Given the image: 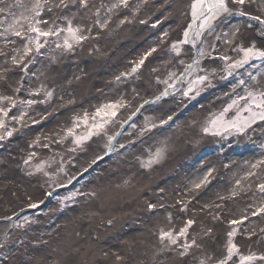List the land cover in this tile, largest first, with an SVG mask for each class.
Segmentation results:
<instances>
[{
    "label": "rangeland",
    "instance_id": "374dc122",
    "mask_svg": "<svg viewBox=\"0 0 264 264\" xmlns=\"http://www.w3.org/2000/svg\"><path fill=\"white\" fill-rule=\"evenodd\" d=\"M138 1L0 0V209L20 201L0 216V264H78V242L89 231L99 239L87 214L119 231L104 216L124 205L142 212L126 231L125 264H264V109L249 98L264 93V0H228L203 29L193 0L152 14ZM30 21L50 35L37 39ZM96 53H106L100 81ZM196 113L211 141L150 191L154 179L139 182L132 166H157L164 141ZM12 157L20 181L7 170ZM107 179L127 189L111 208L98 195ZM139 217L150 242L135 235Z\"/></svg>",
    "mask_w": 264,
    "mask_h": 264
},
{
    "label": "bare ground",
    "instance_id": "6f19581e",
    "mask_svg": "<svg viewBox=\"0 0 264 264\" xmlns=\"http://www.w3.org/2000/svg\"><path fill=\"white\" fill-rule=\"evenodd\" d=\"M140 3V0L138 1ZM148 3V4H147ZM164 5H168V0H146V4L144 5V8H140L138 9V5L137 7L135 6V10H137L138 12L141 11L142 14H152V13H158L161 11L162 7ZM180 6V8H179ZM182 7H183V2L178 5L176 7V10L178 13H180L182 11ZM166 18L170 17L168 16V10H166V12L164 13ZM171 15V14H170ZM87 46V45H86ZM86 46L82 48V52H85V48ZM106 53H96L95 55V62H96V71L94 73V76L98 77L99 73H101V75L99 76L100 79L98 78L97 81H100L101 79H103L102 75L105 71L104 68V63H103V59L105 58ZM106 70H108V65H106ZM87 77L83 78L84 83L86 84L87 82ZM96 79V78H95ZM82 89H84L82 87ZM204 113H196L193 116H191L189 119H187L184 122V125L181 126L180 128L174 130L171 133L170 138L166 139L163 143V145L166 147V150L163 154L162 160L160 161V163L153 167L152 169L148 170V171H144V170H140L137 169V166H132V171L134 173H136L135 175V179L138 180L139 182L143 179H147V178H153L154 181L156 183L153 184L150 187V191L154 190L155 193L158 192V189H162L165 188L167 183H163L166 178H164L167 174L170 173V175H172L173 179L175 178V176L177 174L183 173V159L186 156H190L191 154H193V152H196L197 149L201 148L202 146L208 144L211 141V138L205 134L204 132H202L199 128V123L202 118H203ZM195 122V123H194ZM194 123V124H191ZM94 141V140H93ZM98 143L99 141H94L93 143ZM9 166L7 167V170L11 171V173H9V175L11 176V178L16 179V181H20L22 180V177L18 171V168L15 167L16 164V158L12 157L9 160ZM173 168L178 169L177 171H174ZM177 172V174H175ZM157 173V174H155ZM159 177V178H158ZM179 178V180H181V178L183 177V175H179L177 176ZM156 178V179H155ZM159 179H163L161 182L159 183H163L164 186L161 188L158 186L157 184V180ZM172 179V178H171ZM170 179V180H171ZM172 179V180H173ZM32 185H29L27 188L28 192H32L33 193V188L31 187ZM153 186L157 187L153 189ZM125 185L121 184L120 185H114V183L112 181H110L109 179H107V182L105 184V189L101 192L98 193V195L100 196V198L105 201L108 202V207L111 208L110 203H112L113 199L117 197L118 194H121V192H125L127 191V189H125ZM148 188V186H147ZM139 191V189H138ZM146 190H144L145 192ZM4 189L2 191V194H8V192ZM19 194H21V192H19ZM166 194V192H165ZM155 194H153L152 192V197H154ZM6 197V196H5ZM148 198V197H147ZM145 198H143V201L145 203L146 200H144ZM13 200V201H12ZM5 207L7 208V212L0 209V216L4 215L5 213H10V208L13 207L17 201L20 204L19 199L15 202V199L13 197H10L9 200H7V202H5V200H2ZM1 203V200H0ZM2 205H0L1 207ZM2 208V207H1ZM109 213H107L104 217H109L111 218L113 216L116 217L115 219V224H117V222L121 221L123 224L120 227V230L118 231L117 228L115 229L113 227H108V226H104L99 225L100 220H98V215H94L92 216L87 214L88 216H86L88 219L87 222L90 223L91 225L93 224V226H95V231L97 233V235L99 234V239L98 240H94L93 238L90 237V232L87 233V238L85 240H80L78 243L80 244L79 247H84L83 250L79 251V253H81V255H77L75 256L74 254V260H76V263L80 264V259H82L81 257L84 256H88V259L90 260L88 263L89 264H108L109 262H114L116 264H125L126 262L124 261L126 255L128 254V246H127V241L126 239L128 238V232L127 229L132 226V222H131V218H135L136 220H138V217H134V215H132L133 213L136 212L137 216H141L142 212L141 210H135L130 208L128 205H124L122 207H118V208H113V209H108ZM107 210V211H108ZM112 212H111V211ZM92 216V217H91ZM141 217H139L140 219ZM143 218V217H142ZM97 219V220H96ZM164 218L163 217H158L157 218V223H160L161 225H165L164 222ZM141 221V222H140ZM139 223L141 224V231L137 232L140 234L135 233V235L140 238H144L146 237V241L150 242V234H149V224L147 223V220L144 221L142 219H140ZM99 222V223H98ZM96 223H98L96 225ZM108 224V223H107ZM132 228V227H131ZM106 229V230H104ZM148 230V231H146ZM72 240V239H71ZM77 243V242H76ZM154 249V247H152V250ZM105 251L104 256L103 257H99L98 255L100 254V252ZM118 251V252H116ZM123 256H121L119 258V260H116V254L118 253V255H120V252ZM88 252V253H87ZM90 254V255H89ZM148 261L149 258L151 257H147ZM114 259L116 261H114ZM68 264V263H66Z\"/></svg>",
    "mask_w": 264,
    "mask_h": 264
},
{
    "label": "snow or ice",
    "instance_id": "6c2138e0",
    "mask_svg": "<svg viewBox=\"0 0 264 264\" xmlns=\"http://www.w3.org/2000/svg\"><path fill=\"white\" fill-rule=\"evenodd\" d=\"M81 2L83 3V0H81ZM237 3L243 4L244 0H236ZM61 4H63V0H61ZM36 8H40L42 7V5L37 2V4L35 5ZM229 11L228 8V0H193V4H192V16L194 20H201V28H207L210 26L211 21L216 19V17L221 13H227ZM36 16L39 15V12L35 13ZM259 19V18H256ZM30 23V30L35 32L37 34V39L40 36H48L50 35V33L48 32H41L39 28L31 26V21ZM37 23H39V21H37ZM70 32H72L73 36H75V32L72 29H69ZM17 36L21 35L20 32L16 33ZM189 34L188 32H185V36L187 37ZM80 39H82V37H79ZM37 47H40L39 44H37ZM65 47L66 48H70L71 45L68 44L67 41H65ZM31 49H28V51H30ZM252 54V50L251 49H247L245 50V55L246 57L248 55ZM258 55L264 56V52H259ZM243 63V61L241 62ZM205 79V77H200L199 80L203 81ZM241 83H243V81H241ZM187 94V93H185ZM260 99L258 102L255 101V98L252 97V94L249 93V98L253 100L254 103H256L257 107H260L262 109H264V93H260L259 94ZM240 99H244L243 97H241ZM236 104V101H233V105ZM232 105H230L229 107H231ZM110 107H114V106H110ZM228 109H225V111H227ZM113 115H115V113H112ZM255 115V114H254ZM260 119H264V112H262L260 114ZM213 123H215V121H213ZM232 127H238V130L243 131V126L238 125L237 122H233V124L231 125ZM208 129H205V131H207ZM9 135H11V133H9ZM80 141L77 140V143H79ZM197 187H199V185H197ZM261 191H264V185L261 186ZM32 207H35V205H32ZM151 207V206H150ZM191 223V221L189 222ZM233 223H238L237 221H234ZM167 235V234H165ZM231 235V234H230ZM231 248L229 249V251L231 252Z\"/></svg>",
    "mask_w": 264,
    "mask_h": 264
},
{
    "label": "water",
    "instance_id": "95a60500",
    "mask_svg": "<svg viewBox=\"0 0 264 264\" xmlns=\"http://www.w3.org/2000/svg\"><path fill=\"white\" fill-rule=\"evenodd\" d=\"M193 63H191L190 65H192ZM186 72H187V70H185L184 72H183V74L181 75V77H180V80L179 81H181L182 79H183V77L185 76V74H186ZM179 84V82H177L174 86H172L171 88H173V87H176L177 85ZM56 191V190H55ZM55 191L54 192H52V193H55ZM21 211H26V209H24V210H21Z\"/></svg>",
    "mask_w": 264,
    "mask_h": 264
}]
</instances>
